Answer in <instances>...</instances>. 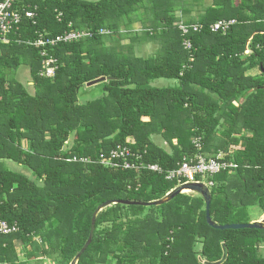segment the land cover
Here are the masks:
<instances>
[{
  "label": "trees",
  "instance_id": "trees-1",
  "mask_svg": "<svg viewBox=\"0 0 264 264\" xmlns=\"http://www.w3.org/2000/svg\"><path fill=\"white\" fill-rule=\"evenodd\" d=\"M202 1L16 0L14 8L36 17L23 16L10 42L0 44V223L18 226L0 233V264H20L16 241L32 245V255L56 254L59 264H264V229L215 228L200 193L141 203L166 197L177 185L166 176L185 157L228 152L251 129L235 152L237 169L202 187L216 224L244 223L246 207L264 208V0H213L196 18L176 15ZM224 18L237 23L227 33L210 31ZM180 23L204 28L184 36ZM71 30L92 35L56 46L28 43ZM144 41L160 48L137 55ZM48 57L57 59L52 77L40 75ZM22 65L33 93L15 77ZM102 77L95 84L101 96L80 102L81 90ZM156 79L175 84L154 86ZM118 147L140 152L137 161L128 157L138 167H115ZM148 164L163 171L141 167ZM108 201L119 202L98 213L93 239L77 258L95 211Z\"/></svg>",
  "mask_w": 264,
  "mask_h": 264
},
{
  "label": "built area",
  "instance_id": "built-area-1",
  "mask_svg": "<svg viewBox=\"0 0 264 264\" xmlns=\"http://www.w3.org/2000/svg\"><path fill=\"white\" fill-rule=\"evenodd\" d=\"M16 0H3L0 2V44L2 43H9L11 38L10 34L18 30L23 16L29 18V19H35L36 17V11L30 10V9H23L20 10L18 8H14ZM62 13H59L58 18L61 19ZM237 23L236 19H222L219 21H216L214 23L209 24V29L212 32H222L227 33L231 29L232 26H234ZM179 28L182 31V34L185 36L187 35L191 30L192 31H201L204 28V25L201 23L192 24V25H185L183 23L179 24ZM105 29H101L100 33H105ZM92 35L91 32L86 31H80V30H71L66 31L63 34L56 35L52 38H46L44 34H41L35 42L28 43L33 44L37 47L40 46H56L59 43H71L76 40L85 38L87 36ZM184 46L186 49H192V41L188 38H185ZM250 50H246V54L249 53ZM42 55H46L44 51H42ZM57 59L56 58H46L43 61V67L40 71L41 76H47L52 77L55 74L56 69L58 66L56 65ZM201 138H197L194 140V143L200 148L201 147ZM223 154L226 155L225 152L220 151L216 156H204V155H196L195 157H185L184 161L178 168L175 170H171L168 172L166 178L169 180H176L177 185L171 189V191L166 193V196L171 193L176 188H179V186L188 185V184H194V185H200L204 187H211L213 186V178L215 175L222 173V172H233V169H236L238 167V163L235 161L224 159ZM131 155V157H134V159L137 161L141 154L140 152H134L133 154L129 149L123 148L120 149L119 147L112 151V157L119 161H116L115 167L123 166L125 168H135L136 161H130L128 157ZM142 165V164H141ZM141 167H144L146 169L159 172L161 173L163 171V168L159 166L158 164H148L143 165ZM190 190V189H189ZM18 231V226L14 225L13 227H10L6 222L0 223V233H13Z\"/></svg>",
  "mask_w": 264,
  "mask_h": 264
},
{
  "label": "rangeland",
  "instance_id": "rangeland-1",
  "mask_svg": "<svg viewBox=\"0 0 264 264\" xmlns=\"http://www.w3.org/2000/svg\"><path fill=\"white\" fill-rule=\"evenodd\" d=\"M92 1H98V0H92ZM188 1H190V0H188ZM212 2H213V0H203L200 3H195L196 5H194L192 7V9H191V11L189 13H182L181 11H178L176 13V15L179 16L181 18V20H183V21H185L186 19H189L190 17H192V18L195 17L196 18L202 12V10L204 9V6L209 5ZM201 4L203 6H201ZM224 19H228V18H224ZM135 28H137V30H140L142 28V25L141 24L140 25L138 24L137 26L135 25ZM147 42H149V41H144L143 43H147ZM124 43L125 44L129 43V39H125ZM157 44H159V42H156V43L154 42L153 45H149V47H147L148 50L146 52L143 51V52H145V55L154 54L155 53L154 50L155 49L158 50ZM256 72H258L257 69L254 70L252 73H256ZM15 77L20 82H22L25 86L29 82L33 81L31 73H30V69H29V67L27 65L20 66L19 69L15 72ZM174 84H175V81L174 80H170V79H156L153 82L154 86H159V87L169 86V85H174ZM29 86H28L29 91L33 93L34 92V87L32 85H29ZM84 88L81 90L80 95H79L80 102H87L88 100L97 98V97L101 96V94H102V86H100V85H94V86H91V87H84ZM251 132H252L251 129L250 130L249 129H247V130L245 129L243 132H241L237 136V137L240 138V144L231 145V147H229V151L228 152L224 151L226 153V155L223 154L224 159L229 158V160L235 161V158H234L235 152L237 150H240L241 148H243V145L245 144V143L243 144V142H242L243 140H241V138L246 136V135L249 136ZM153 140L156 141L161 146L164 144V142H163L164 140L160 136H154ZM166 146H167V144H166ZM8 165L11 168H13V169H17L19 171H23V172L27 173L30 176L32 175V173L29 170H27V169H19V168H17L16 164H14V163H11V164H8ZM236 169H233V172ZM183 186L180 185L179 187H183ZM184 190H183V192H184ZM190 191H191L190 193H185L184 192V194H191L192 196H197L198 195L197 192H194L192 190H190ZM262 211L263 210L260 207H258L257 205H252V206L246 207V209H244L243 212H242V214H243L242 219L244 221H246L244 223H247V222L249 223L253 219L258 218L261 215ZM254 222H256V221H254ZM110 225L111 224H109V223L108 224H104L102 227H100V229L104 228V227H107V226H110ZM39 241H41V240L39 239ZM16 245H17V253L19 255V263L20 264H59V259H58L59 256H57L56 254H55V256H51V255L44 256L43 254L38 252V254L32 255V251L34 249L32 245L25 246V244L22 243L21 241H16ZM201 248H202V244L199 241L197 249L200 250ZM260 254L262 256H264V247L261 248Z\"/></svg>",
  "mask_w": 264,
  "mask_h": 264
},
{
  "label": "water",
  "instance_id": "water-1",
  "mask_svg": "<svg viewBox=\"0 0 264 264\" xmlns=\"http://www.w3.org/2000/svg\"><path fill=\"white\" fill-rule=\"evenodd\" d=\"M105 78H99V79H95L92 80L88 83V86H93L95 84L100 83L101 81H104ZM184 189H190L194 192L200 193L202 194L205 198H206V202H207V220L209 222V224H211L212 226H214L215 228H219V229H241V228H256V229H264V219L262 221H257V222H249V223H231V224H226V225H219L216 224L211 217V213H210V204H211V196L207 194V191H204L203 187L200 185H194V184H188V185H184L183 187H179L176 188L175 190H173L171 193H169L166 197H164L163 199L160 200H155V201H151V202H141L144 205H160L162 203H165L171 199H173L175 196H177L180 193H184L183 190ZM119 201H108L105 202L104 204H101L97 210L94 213L93 216V220H92V227H91V233L89 236L88 241L86 242L85 246L83 247V249L80 251V253L78 254L77 258L80 257L82 255V253L85 251V249L90 245L93 236H94V231H95V224H96V217L98 215V213L103 210L105 207L110 206L114 203H118ZM124 203H131L130 201H125ZM133 203H140V202H133ZM76 258V259H77ZM76 260H74V262L72 264H75Z\"/></svg>",
  "mask_w": 264,
  "mask_h": 264
},
{
  "label": "crops",
  "instance_id": "crops-1",
  "mask_svg": "<svg viewBox=\"0 0 264 264\" xmlns=\"http://www.w3.org/2000/svg\"><path fill=\"white\" fill-rule=\"evenodd\" d=\"M140 25L141 24V22H136L135 23V25L137 26V25ZM130 42V41H129ZM149 45H153V42H148V43H140L139 45H136L135 46V53L137 54V55H140V53L139 52H141V51H147L148 50V48L147 47H149ZM157 46H158V49L160 48V44H157ZM155 52H157V50L155 49L154 50ZM153 51V52H154ZM144 52V53H145ZM139 53V54H138ZM145 55V54H144ZM145 56H149V55H145ZM258 72H256V73H254V74H257ZM258 207H260L263 211H262V213H261V215L258 217V218H256V219H253L251 222H254V221H262L263 219H264V208H262L259 204L257 205Z\"/></svg>",
  "mask_w": 264,
  "mask_h": 264
},
{
  "label": "bare ground",
  "instance_id": "bare-ground-1",
  "mask_svg": "<svg viewBox=\"0 0 264 264\" xmlns=\"http://www.w3.org/2000/svg\"><path fill=\"white\" fill-rule=\"evenodd\" d=\"M185 193H190L191 191L189 189L184 190Z\"/></svg>",
  "mask_w": 264,
  "mask_h": 264
}]
</instances>
